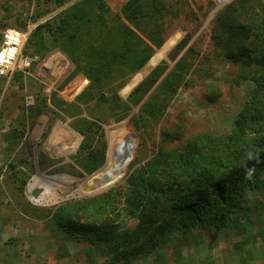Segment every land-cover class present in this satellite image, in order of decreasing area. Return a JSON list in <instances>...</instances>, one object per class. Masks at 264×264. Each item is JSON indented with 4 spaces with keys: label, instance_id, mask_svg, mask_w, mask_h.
Returning <instances> with one entry per match:
<instances>
[{
    "label": "rangeland",
    "instance_id": "obj_1",
    "mask_svg": "<svg viewBox=\"0 0 264 264\" xmlns=\"http://www.w3.org/2000/svg\"><path fill=\"white\" fill-rule=\"evenodd\" d=\"M76 1L57 6L0 0V47L7 29L19 30L26 34L20 58L31 61L28 68L0 76V264H264V146L255 145L253 155V136L237 135L240 114L249 109L258 116L264 105V50L258 60H234L220 21L240 0L223 5L165 0L181 10L174 21L180 22L165 34L172 22L154 42L145 38L154 50L145 66L124 82L113 77L98 84L76 73L60 48L29 42L38 24ZM128 1L106 0L113 12ZM254 4L264 18V0H250V8ZM235 14L240 23L246 16V29L255 24L247 36L256 39L260 32L253 11ZM179 31L184 35L178 44L151 67ZM108 63L105 56L97 60L101 68ZM255 91L259 96L254 98ZM125 103L128 107L121 109ZM122 122L137 139L123 180L86 193L84 184L99 181L96 173L108 158L106 127L115 130ZM75 133L81 141L71 151ZM166 152L172 164L161 167L183 179L201 171L226 176L244 160L255 159L227 176L231 183L240 170L245 173L238 181L240 193L216 210L215 219L211 213L206 222L161 234L151 227L156 235L147 237L155 244L151 240L146 249H134L128 259L118 257L120 251L105 237L138 226L139 212L127 197L132 188L140 189L143 177L165 170L154 159Z\"/></svg>",
    "mask_w": 264,
    "mask_h": 264
},
{
    "label": "trees",
    "instance_id": "obj_2",
    "mask_svg": "<svg viewBox=\"0 0 264 264\" xmlns=\"http://www.w3.org/2000/svg\"><path fill=\"white\" fill-rule=\"evenodd\" d=\"M70 1L72 0H44V3L62 6ZM249 2L250 0L238 1V8L228 9V14L222 16L220 21L221 28L227 33L225 44L232 58L251 62L258 60L259 50H264V18L259 11L256 12L255 4L250 8ZM238 10L239 17L244 13L252 14L253 11L252 19L254 23L257 22V30L260 32L256 39L249 40L247 36L255 24L246 29L243 24L246 16L241 23L235 20ZM180 12L174 3L165 0H129L117 12L111 10L106 0H80L70 4L58 16L38 24L31 32L29 42L33 46H45L49 42L53 45L52 49L63 50L76 67V73H83L90 78V84H98L113 77L122 78L124 82L142 69L153 55L154 50L145 38L153 42L158 40ZM179 22L170 25L165 34ZM101 56L109 60L105 68L97 64ZM155 70L159 79L162 70L160 71V67ZM260 84V91H263L264 83ZM256 96H259L258 91H255L254 98ZM127 107L128 104L125 103L121 109ZM259 111L256 116L246 109L237 120V135L241 138L253 136L250 138L253 155L257 152L255 145L264 146V128L256 123L258 120L264 122V105ZM254 125L258 128L257 132ZM250 131H254V134L250 135ZM169 156L167 152L164 158L162 155L158 156L154 159V164L160 167L171 165ZM254 159L255 156H252L244 160L239 167H247ZM239 167H235L230 173H236ZM163 172L143 177L140 189L132 188V194L127 197L130 208L135 207L139 212L138 226L132 231L105 237V242H112V248L120 251L118 257L130 258L134 249L137 248L138 252L146 249L153 240L147 236L151 235L153 238L156 235L155 231L149 230L151 227H155L158 234H161L170 228H188L206 222L211 213L212 219H215L216 210H224L225 205L235 199L233 196L240 193L238 181H243L245 175L240 170L235 180L227 183V176H232L230 173L216 176L210 171H201L196 177L183 179L172 177L168 168ZM214 187L219 190L213 194ZM156 241L153 240V243Z\"/></svg>",
    "mask_w": 264,
    "mask_h": 264
},
{
    "label": "bare ground",
    "instance_id": "obj_3",
    "mask_svg": "<svg viewBox=\"0 0 264 264\" xmlns=\"http://www.w3.org/2000/svg\"><path fill=\"white\" fill-rule=\"evenodd\" d=\"M230 1L232 0H219L220 5L226 4ZM183 35L184 33L181 31L173 35L168 40L166 45L162 48V50H160L155 61L151 62V64H156L163 57H166L167 53L172 50L175 45L178 44ZM130 87L132 88V86ZM57 125L68 127L67 124L62 122H58ZM106 128L108 129L107 138L110 143L108 158L105 165L96 173L99 181H93L90 184H84L83 189L86 193L102 192L117 185L121 180H123L122 178L127 172V169L135 155L137 139L135 138L134 134L131 132L127 124L122 122L115 130L114 128H111V126H107ZM80 141V135L75 133L72 139L71 151L76 150V148L80 144Z\"/></svg>",
    "mask_w": 264,
    "mask_h": 264
},
{
    "label": "built area",
    "instance_id": "obj_4",
    "mask_svg": "<svg viewBox=\"0 0 264 264\" xmlns=\"http://www.w3.org/2000/svg\"><path fill=\"white\" fill-rule=\"evenodd\" d=\"M26 39V34L16 30L7 29L3 34V42L0 47V76H11L17 69L28 68L31 61L20 58V53ZM19 62V63H18Z\"/></svg>",
    "mask_w": 264,
    "mask_h": 264
},
{
    "label": "water",
    "instance_id": "obj_5",
    "mask_svg": "<svg viewBox=\"0 0 264 264\" xmlns=\"http://www.w3.org/2000/svg\"><path fill=\"white\" fill-rule=\"evenodd\" d=\"M149 64H150V61H149ZM150 65H151V67H155V66H156L155 64H150ZM166 73H167V71L163 74V76H164ZM163 76H162V77H163ZM142 79H143V77H142ZM138 83H139V82H138ZM138 83H137V84H138Z\"/></svg>",
    "mask_w": 264,
    "mask_h": 264
},
{
    "label": "crops",
    "instance_id": "obj_6",
    "mask_svg": "<svg viewBox=\"0 0 264 264\" xmlns=\"http://www.w3.org/2000/svg\"><path fill=\"white\" fill-rule=\"evenodd\" d=\"M224 264V263H223Z\"/></svg>",
    "mask_w": 264,
    "mask_h": 264
}]
</instances>
